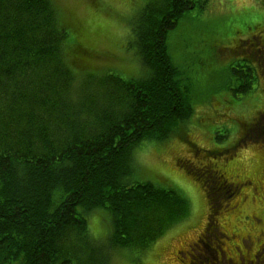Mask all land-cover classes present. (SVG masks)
<instances>
[{
  "label": "trees",
  "instance_id": "16d2710c",
  "mask_svg": "<svg viewBox=\"0 0 264 264\" xmlns=\"http://www.w3.org/2000/svg\"><path fill=\"white\" fill-rule=\"evenodd\" d=\"M198 1H148L130 22L142 75L81 69L75 86L69 58L84 63L86 50L96 51L88 32L67 25L53 0H0V264H107L111 251H144L187 216L179 190L133 179V149L170 138L192 118L185 57L195 37L178 28L220 32L201 24ZM173 38H181L179 56L170 54ZM242 59L230 66L233 77L254 70ZM224 179L209 181L210 221L213 201L236 190ZM94 212L108 224L102 240L88 225Z\"/></svg>",
  "mask_w": 264,
  "mask_h": 264
},
{
  "label": "rangeland",
  "instance_id": "374dc122",
  "mask_svg": "<svg viewBox=\"0 0 264 264\" xmlns=\"http://www.w3.org/2000/svg\"><path fill=\"white\" fill-rule=\"evenodd\" d=\"M53 1L67 25L88 32L96 50H86L90 57L84 63L69 58L75 86L81 84V69L98 71L91 75L107 71L104 69L124 78L132 73L142 75L130 22L153 0ZM197 3L192 4L190 13H195ZM199 11L201 24L220 32L209 38L194 24L184 26L183 22L178 28L184 37H195L185 57L195 101L192 118L170 138L142 141L133 149L137 166L133 179L179 190L190 203L189 212L144 251H111L107 264H206L204 257L208 255V264H229L230 260L248 264L254 253L257 259L253 262L264 264V0H202ZM244 20L253 25L237 31ZM180 41L171 40L170 54H182ZM238 58H244L242 61L252 64L254 70L233 77L229 68ZM90 87L95 88L94 82ZM186 160L199 170L200 177L195 179L184 170ZM224 176L228 191L236 190L213 201L217 210L210 221L209 198L214 196L209 181L225 180ZM94 214H89L88 225L102 240L108 224L101 213Z\"/></svg>",
  "mask_w": 264,
  "mask_h": 264
},
{
  "label": "flooded vegetation",
  "instance_id": "af4514ba",
  "mask_svg": "<svg viewBox=\"0 0 264 264\" xmlns=\"http://www.w3.org/2000/svg\"><path fill=\"white\" fill-rule=\"evenodd\" d=\"M249 181H250V180H249ZM205 247H208V248H209L208 244H206ZM189 255H190V253H189ZM213 255H214V258H215V257H216V252H215V250L213 251ZM253 256H254V259H253L250 263L248 262V264H257V262H256V263L253 262L255 259H257V255L254 253ZM205 258L210 259L211 256L208 255V257H204V263L208 264V263H207V260H206ZM243 258H244V257H240V259H243ZM229 264H238V263H237V262H236V263H233V262H231V260H230V261H229ZM239 264H247V263H246L245 261H242V262H240Z\"/></svg>",
  "mask_w": 264,
  "mask_h": 264
}]
</instances>
